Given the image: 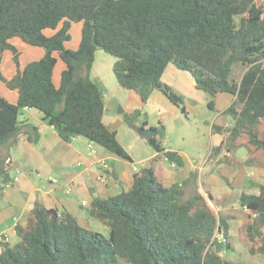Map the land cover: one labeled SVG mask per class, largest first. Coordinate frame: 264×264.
<instances>
[{"label":"trees","instance_id":"obj_1","mask_svg":"<svg viewBox=\"0 0 264 264\" xmlns=\"http://www.w3.org/2000/svg\"><path fill=\"white\" fill-rule=\"evenodd\" d=\"M73 22L82 26L77 48L70 49L64 43ZM45 28L56 30L46 36ZM15 36L42 47L43 55L21 68L9 41ZM98 48L115 57L119 86L143 102L159 90L186 113L184 95L161 79L169 63L191 75L210 109L217 93L231 94L224 113L232 124L214 149L243 146L244 164L264 167V0H0V50L10 49L16 63L13 77L0 72V79L18 95L16 103L0 96V184L9 179L2 146L16 143L24 107L41 112L65 141L82 136L131 160L104 123L103 95L89 76ZM57 57L65 63L59 86L52 81ZM235 64L244 67L237 79ZM119 112L128 126L139 127L140 110ZM146 141L157 155L134 172L130 186L90 203L89 216L108 228L107 237L70 212L35 201L25 224L15 226L18 240L2 243L0 264H234L221 254L234 248V217L215 213L198 192L185 196L182 184L164 186L153 162L165 157L183 166L184 159L155 135ZM208 197L216 202L209 192ZM238 204L246 207L240 233L248 253L264 254V184L257 193L240 192Z\"/></svg>","mask_w":264,"mask_h":264},{"label":"crops","instance_id":"obj_2","mask_svg":"<svg viewBox=\"0 0 264 264\" xmlns=\"http://www.w3.org/2000/svg\"><path fill=\"white\" fill-rule=\"evenodd\" d=\"M9 41L23 51L18 57L21 68L28 62L39 59L44 53L42 47L27 44L19 37H12ZM78 41L74 45H77ZM11 57L10 49L0 50V72L5 79L12 78L16 72ZM64 68L65 63L57 58L52 72L55 86H59L60 74ZM91 79L101 90L97 80ZM161 79L195 101L197 99L204 102L206 99L203 91L194 86L191 75L171 63L166 66ZM130 91L129 103L125 108L129 111L138 109L146 118L153 114L174 112L177 108L159 90H153L145 102L135 92ZM0 96L12 103H16L18 97L17 91L8 89L2 83ZM232 100V95L218 93L212 110L221 118ZM119 103L116 100V108L110 110L104 102L103 121L110 129L115 130L118 141L131 160L124 159L95 143L88 146L89 141L80 136L65 141L43 119L42 113L37 109H21V116L18 117L20 131L16 143L2 146V151L7 153L9 166L15 170L12 174L13 180L10 179L9 193L3 194L5 202L0 204V251L2 243L12 245L17 241L11 243L12 239L17 237L15 226L25 224L35 201H40L45 207L56 208L59 212H70L80 223L85 217L82 209L87 203L90 204L95 197H107L126 190L132 182L134 172L148 165L150 159L157 155L146 139L135 133L133 128L124 122L122 115L117 113ZM225 123L229 126L231 122ZM32 126L36 129H32ZM222 126H225L223 121H214L211 124L210 138H213L207 143L206 154H198L199 159L196 162H193L195 156L189 149L175 145L167 146L170 140H161L162 147L181 154L184 165L178 172L174 163L165 157H159L152 165L155 177L164 186L182 184L185 196L198 192L207 201L208 191L219 199L224 198L230 191H235L237 204L240 192L257 193L258 184H264V167L245 165V157L229 161L226 159L228 153L223 152L225 157H222L221 150L213 153L215 145L223 139V129L220 128ZM29 136L34 141L29 140ZM215 171L219 172L222 178L216 175ZM1 187L2 192L8 188L6 184ZM214 203L217 204L219 212L226 214L224 208L230 206L227 200ZM4 236L8 238L7 241Z\"/></svg>","mask_w":264,"mask_h":264},{"label":"rangeland","instance_id":"obj_3","mask_svg":"<svg viewBox=\"0 0 264 264\" xmlns=\"http://www.w3.org/2000/svg\"><path fill=\"white\" fill-rule=\"evenodd\" d=\"M81 26H82L81 22H73L71 24V27L69 30L70 38L65 41L64 43L65 47L70 48V49L77 48L78 43H79L78 40L80 39V34H81ZM55 30L56 29H53V28H45L43 30V33L46 36H50L55 32ZM77 41H78L77 45H74L76 44ZM16 50L18 51V56L22 54L23 52V51H20L21 49H18V48H16ZM10 52L12 55L11 62L16 67V63L13 59V52L11 50ZM114 61H115L114 56L105 52L103 49H100V48L96 49L94 53V60H93V64H92L89 76L90 78H95V80H97V83L101 87L106 107L109 108L110 110L115 109L116 108L115 103L117 100L120 102L117 107V113L121 114L119 112V109H122L123 111L126 110V112L129 111L125 108V105L129 103L128 93H130L131 91L127 88H123L119 86L114 76L113 70H112ZM243 69L244 67L240 64L234 65L233 76L235 79H237L240 76ZM98 78H100L101 81ZM0 83L5 85V87H7L8 89H12L16 91V88L8 86L4 80L0 79ZM174 89L177 92L181 93L176 88ZM203 93L206 96V99L204 102L197 100V99L195 101L194 99L184 95L183 103H184L186 113L181 112L179 108H176L174 112H166L164 115L163 114H159V115L153 114L150 116V118H146V116L143 113H141V115L137 117L135 124L140 126L142 121L147 119L148 120L146 124L147 127H150V126H154L156 128L162 127L161 132L155 133L156 138H158L160 141L170 140L167 146L175 145V146H181L185 150L189 149L191 152H193L195 156L193 162H196L199 159V157H197L198 154H206L207 143L211 142L213 138V137L210 138L211 124L214 121L215 123L217 121H223V124H225V126L220 127L223 129L222 130L223 139H225L227 135V132L225 131V129L228 127L225 122H231L230 125L232 124V118L229 114L224 113L223 114L224 116L219 118L218 114L207 106V101L209 97L204 91ZM215 96L213 98L214 102H215ZM135 110H138V109H135ZM135 110H132L129 112H133ZM20 116H21V110L19 111V114H18V117ZM133 130L135 131V133H137L136 129L133 128ZM214 133L215 131L213 130V134ZM217 145H215V147ZM226 146L228 145L224 144L222 146V148L220 149L221 150L220 154H222V157H225V155L223 156V152H225V154L227 152L228 155L226 156V159H229V161L234 160V159L238 160L239 157H245V158L247 157V149L245 147L242 146V147L236 148L233 146H228V147ZM213 151H214L213 153H216L215 149ZM175 169L176 170L178 169V172H179L181 170V166H176ZM14 170L15 169L13 167H10L9 164H7V174H8L9 179L5 182V184L6 186H8V188L4 192H2L3 191L2 187L0 188V204L5 202L3 194L7 195L9 193V188L11 187L10 179L13 180L12 174H14ZM215 173L218 176L220 175V173L217 171H215ZM0 185H2V183ZM208 192L211 194L210 191ZM211 195L216 202H220L223 199L227 200L230 206H227L226 208H224L225 209L224 211L226 212L227 216L232 215L234 217V219L230 220V240L234 248L232 251H222L221 252L222 256L228 260H231L232 262H234V264H264V254L250 255L248 253L247 240L244 237V235L240 233L241 232L240 229H241L243 220L245 219L247 215V212L245 209L241 208L239 204L236 203V196H237L236 192L230 191L228 195H224L223 196L224 198L220 197V199L214 196L213 194ZM208 203L210 204V206L212 207L215 213L219 212L217 204L214 203L210 198L208 199ZM89 208H90L89 203H87L83 207L82 211L85 217L82 221H80L79 224L87 228L93 229L95 231H98L107 237L109 234L108 228L104 226L99 220L89 216V213H88ZM15 240H18V237L13 238L11 243L14 242Z\"/></svg>","mask_w":264,"mask_h":264},{"label":"water","instance_id":"obj_4","mask_svg":"<svg viewBox=\"0 0 264 264\" xmlns=\"http://www.w3.org/2000/svg\"><path fill=\"white\" fill-rule=\"evenodd\" d=\"M137 133L144 137L145 139H148L155 135L156 131L153 127H147V126H139L137 128Z\"/></svg>","mask_w":264,"mask_h":264},{"label":"built area","instance_id":"obj_5","mask_svg":"<svg viewBox=\"0 0 264 264\" xmlns=\"http://www.w3.org/2000/svg\"><path fill=\"white\" fill-rule=\"evenodd\" d=\"M90 144H91V142H89V145L88 146H90ZM105 166V165H104ZM134 169H136L135 167H134ZM52 181H56L55 179H52ZM244 209H246V207L244 206ZM221 234L219 235V238H221ZM4 240L5 241H7L8 240V238L6 237V236H4Z\"/></svg>","mask_w":264,"mask_h":264}]
</instances>
